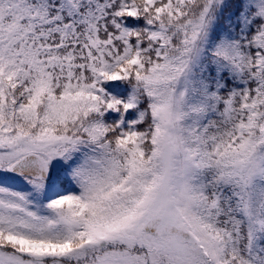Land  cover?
Instances as JSON below:
<instances>
[{
  "label": "snow or ice",
  "instance_id": "6c2138e0",
  "mask_svg": "<svg viewBox=\"0 0 264 264\" xmlns=\"http://www.w3.org/2000/svg\"><path fill=\"white\" fill-rule=\"evenodd\" d=\"M0 264H264V0H0Z\"/></svg>",
  "mask_w": 264,
  "mask_h": 264
}]
</instances>
